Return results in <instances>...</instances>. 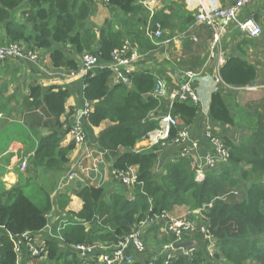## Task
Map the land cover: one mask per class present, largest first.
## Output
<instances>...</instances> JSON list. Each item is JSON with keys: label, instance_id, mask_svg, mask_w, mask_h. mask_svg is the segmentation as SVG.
Returning a JSON list of instances; mask_svg holds the SVG:
<instances>
[{"label": "trees", "instance_id": "trees-1", "mask_svg": "<svg viewBox=\"0 0 264 264\" xmlns=\"http://www.w3.org/2000/svg\"><path fill=\"white\" fill-rule=\"evenodd\" d=\"M91 1L0 0V28L3 27L5 36V39L0 38V45L22 43L30 50H46L55 68L66 67L76 73L80 70L79 64L58 46H70L78 55L91 50L94 38L89 29ZM108 1L111 8L125 15L141 11L138 0ZM18 11L24 18L22 23L14 20ZM83 30L85 35H82ZM99 35L97 55L101 67L83 80L84 97L94 105L86 118L87 125L99 128L105 122L110 124L98 135L99 146L111 155L115 171L127 173L138 168L137 182L130 189L125 187L126 192L119 189L112 194L103 188H85L80 193L83 209L72 214L78 221L69 222L61 232L64 245L95 249L82 256L88 264H97L102 252L114 249L148 216L175 207L196 210L212 204L205 214V227L215 242L216 252L209 256L201 249L195 250L189 257L180 256L169 264H222L221 260L228 264H264V116L257 113L254 123L246 125L248 137L240 144L225 140L230 148L228 162L209 171L202 181H197L188 159L170 163L164 167L165 174L156 175L159 147L136 149L137 144L159 126L158 121L151 118L163 105L153 96L156 78L149 72L135 73L130 78L131 87L120 84L110 88L113 73L107 66L113 52L126 43L127 33L115 32L111 22ZM219 74L225 85L245 88L256 81L257 68L245 58L229 57ZM41 96L40 87L31 88L32 99ZM67 97L68 92L62 88L48 90L44 100L49 112L65 113ZM209 113L217 124L239 127L221 91L212 95ZM171 115L181 125L189 127L198 116V107L190 102H178ZM62 127L60 125V129ZM175 133L173 131V135ZM73 146L61 148L57 132L42 138L33 160L35 169L50 167L54 162L58 168L64 167ZM235 189L246 191L244 200L231 202L221 198ZM127 192L132 197H128ZM51 207L48 195L46 206L40 207L15 187L0 195V264H18L15 244L24 235L32 236L47 228ZM165 242L171 244L174 238L171 236V240ZM59 245L56 241L47 244V263L38 258H33V263H85L77 254L62 252ZM160 252L128 264H165Z\"/></svg>", "mask_w": 264, "mask_h": 264}, {"label": "crops", "instance_id": "crops-1", "mask_svg": "<svg viewBox=\"0 0 264 264\" xmlns=\"http://www.w3.org/2000/svg\"><path fill=\"white\" fill-rule=\"evenodd\" d=\"M210 1L220 7H229L236 0H138L141 11L131 16L111 8L108 0H92L89 29L94 38L90 44L91 50H86L97 54L99 33L112 22L114 31L126 32V42H131L134 49L142 55L141 59L130 65L132 75L149 72L156 80H163L171 91L181 87L179 78L182 75L187 76V73L192 71L199 76L191 84L199 99L198 116L188 127L192 153L189 160L190 170L196 177L201 173L199 181H202L209 172L206 168V157L215 150L207 137V127L212 126L218 138L230 140L238 145L248 137L246 125L254 123L257 113L264 116V0H253L241 14V19L254 17L261 26L262 34L257 40L248 39L235 25H230L222 41L225 60L229 57L245 58L257 68V78L252 84L253 88L257 89L252 91L246 88H231L217 82L225 60L219 64L216 58H209L212 33L207 27L195 24L199 9ZM19 12L14 14V20L22 23L24 18ZM155 22L162 24L164 34L162 39L152 42L146 32L148 29L154 30ZM187 30H189L188 35L180 38ZM82 35H85L84 30ZM0 38L5 39L3 27L0 28ZM58 48L65 50V54L81 66L82 55L76 54L70 46L67 48L58 46ZM35 51L39 57L37 65L29 60H11L0 66V195L14 187L24 192L36 182L38 188L45 190L46 195L50 197L52 207L47 217L48 226L42 232L30 237V245L25 246L22 251L21 258L25 263L19 261V264H27L29 248H40L55 241L60 243L62 252L77 254L85 261L84 264H88L76 247L65 246L64 239L61 241L59 235L61 236L65 224L78 221L72 214L82 211L83 201L80 193L85 188H103L108 194L119 189L126 190L118 180V172L114 169L111 155L102 150L98 143V135L110 124L105 122L99 128H91L87 125V119L79 115L80 111L87 109L93 111L94 107L93 103L88 102L84 97L85 76L80 70L74 73L66 67L55 68L50 52ZM116 85L120 83L112 77L109 87L114 88ZM37 86L41 88L42 96L35 100L30 97V92L32 87ZM127 86L131 87V83ZM53 88H62L68 92L66 111L61 115L50 113L44 100V94ZM217 91L222 92L239 125L238 128L217 124L211 119L209 113L211 97ZM162 104L158 111L151 114V118L156 121L171 112L170 100L165 99ZM77 123L82 125L86 134V141L83 144H76L69 132V128ZM60 125L63 126L61 129ZM55 132L61 138V148H68L74 144L73 149L67 154V164L62 168L50 166L36 170L33 160L40 141ZM146 147L147 144L143 141L137 144L136 149ZM25 160L27 165L23 169ZM177 160L176 148L169 146L161 149L158 152L154 173L165 174L164 167ZM70 171L77 174V179L63 182V178ZM132 171L137 173L138 168H133ZM245 194V190H240L239 195H242V200L245 199ZM127 196L132 197L129 192ZM168 213L171 218L190 217L199 221V217L205 215L206 211L175 207ZM86 228L89 226L86 225ZM145 230L147 256L153 255L161 249L160 247L166 246L165 241L171 240L163 225L156 227L148 225ZM149 238L153 239L148 240ZM164 242L165 245H162ZM186 243L209 255V242L200 232L189 235ZM129 254H133L136 261H143L146 258L143 253H134L132 248L129 249Z\"/></svg>", "mask_w": 264, "mask_h": 264}, {"label": "built area", "instance_id": "built-area-1", "mask_svg": "<svg viewBox=\"0 0 264 264\" xmlns=\"http://www.w3.org/2000/svg\"><path fill=\"white\" fill-rule=\"evenodd\" d=\"M252 1L253 0H236L234 4L229 7H220L215 4V2L210 1L208 4L201 6L196 15L195 24L207 27L212 33L211 42L209 44L210 59L216 58L219 64L224 62L225 56L222 50V41L230 25H235L240 33L245 35L250 40H257L261 36V26L256 22L254 17L241 19L242 11ZM188 31L189 30L183 32L180 38H185L188 35ZM146 34L152 42L162 39L164 34L162 24L160 22H155L154 30L148 29ZM141 56L140 52L134 49L131 42H126L121 48L116 49L113 52V59L107 68L113 73V77L116 81L127 86L130 84V78L132 76L130 65L141 59ZM11 60H29L33 64H39V57L36 51L30 50L21 43L0 45V66L1 64ZM99 67H101V64L99 63V57L97 54L85 53L82 55L80 66L81 74L86 76L88 73L94 72ZM187 77L188 82L173 91L167 88L163 80L157 79L153 96L162 103L165 99L170 100L171 110L174 104L178 102H190L197 105L199 99L196 92L192 89L191 84L194 83L199 76L195 72L191 71L187 73ZM217 82L219 84H224L220 78V74L218 75ZM245 88L248 89V91L257 89L253 88V86ZM90 112L91 111L89 109L83 111L81 117L87 118ZM158 123V128L151 132L147 139L144 140L147 144L146 148L159 147L161 150L172 146L176 148L178 160H190L192 153L189 146L188 127L181 125L179 120L171 115V112L162 116ZM173 131L176 132L174 135ZM69 132L73 136V140L76 144L85 143L86 134L80 123L71 126V128H69ZM207 137L213 147V150L215 149L206 157V168L211 171L212 169H217L219 166L228 162L230 148L227 146L225 140L216 136V132L212 126L207 127ZM22 167L25 169L26 164ZM200 177L201 173H198L196 179L198 180ZM75 179H77V174L74 171H70L63 178V182H71ZM118 180L123 186L130 189L137 182V174L132 171V169L127 173L118 172ZM234 194L236 196L239 195L238 192H235ZM211 207L212 204L204 206L201 209L207 212L208 208ZM168 212L169 211H164L158 215L148 216L146 219L141 221L133 229L130 235L119 243V245L111 251L100 255L97 259V264L133 263L135 259L133 254H129V249L132 248L136 254L145 253L146 249L143 240L146 234L145 229L148 225H153L154 227L163 225L170 237L172 236L174 238V242L166 245L163 250H161L160 254L163 255L165 264L171 263L173 259L180 256L189 257L196 250L192 246H188L186 249H176L174 247L175 245L185 244L187 242V237L195 232H200L204 239L209 242L208 253L209 256H213L216 251L215 242L205 227L206 215L200 216L199 221H197L190 217L176 219L171 218ZM30 237L31 235L26 234L15 244V249L18 255V264L20 258L22 257L23 248L30 245ZM59 239L61 241L63 240L62 235H59ZM31 246H33V244H31ZM28 250L30 252L28 253L27 264H34L32 260L33 258H38L40 262H48L47 246H41L40 248L31 247ZM76 250L82 255L94 252L92 248H88L84 245L76 246Z\"/></svg>", "mask_w": 264, "mask_h": 264}, {"label": "rangeland", "instance_id": "rangeland-1", "mask_svg": "<svg viewBox=\"0 0 264 264\" xmlns=\"http://www.w3.org/2000/svg\"><path fill=\"white\" fill-rule=\"evenodd\" d=\"M22 44V43H21ZM24 45V44H23ZM25 47H27L26 45H25ZM28 48V47H27ZM66 51H67V49H66ZM87 53H89V54H93L92 52H87ZM112 83V82H111ZM247 134H248V132H247ZM24 163H26V165H27V162H26V160L24 161ZM51 166H56L57 167V162H54ZM32 187L31 188H28V189H26L25 191H24V193H25V195L27 196V197H29L36 205H38V206H40V207H44V206H46V204H47V195H46V191L45 190H42L41 188L39 189L38 188V183H36V182H34V184H32L31 185ZM235 192H238V190H233V191H230V192H228L227 194H225V195H223L221 198L223 199V200H228V201H231V202H237V201H239V200H241L242 199V195H239V196H236L234 193ZM239 192H240V190H239ZM235 196V197H234ZM164 232H165V230H163ZM158 237V236H157ZM156 237V238H157ZM150 239H153V238H149L148 240H150ZM154 240H156V239H154ZM143 241H145L146 242V236L144 237V240ZM159 242V241H158ZM162 245H165V243H163ZM146 246L148 247V245L146 244ZM98 248V247H97ZM160 248H162V247H160ZM20 262L21 261H23L24 262V260L22 259V258H20V260H19ZM25 263V262H24ZM221 263L222 264H228L226 261H223V260H221Z\"/></svg>", "mask_w": 264, "mask_h": 264}, {"label": "water", "instance_id": "water-1", "mask_svg": "<svg viewBox=\"0 0 264 264\" xmlns=\"http://www.w3.org/2000/svg\"><path fill=\"white\" fill-rule=\"evenodd\" d=\"M179 79H180V83L182 85H185L188 82V77L185 76V75H182ZM82 112L83 111H80V113H79L80 116L82 115ZM188 246H191V244L190 243H185V244H181V245H175L174 247L176 249H180V248L186 249Z\"/></svg>", "mask_w": 264, "mask_h": 264}, {"label": "clouds", "instance_id": "clouds-1", "mask_svg": "<svg viewBox=\"0 0 264 264\" xmlns=\"http://www.w3.org/2000/svg\"><path fill=\"white\" fill-rule=\"evenodd\" d=\"M239 193V192H238ZM144 243H145V241H144ZM147 248V246H146V244H145V249ZM163 248L164 247H162L161 249H159V250H163ZM159 250H157L156 252H158ZM147 249H146V251H145V253L143 254V255H145L146 256V258L145 259H147ZM161 253V252H160ZM136 260H134V262H135Z\"/></svg>", "mask_w": 264, "mask_h": 264}]
</instances>
